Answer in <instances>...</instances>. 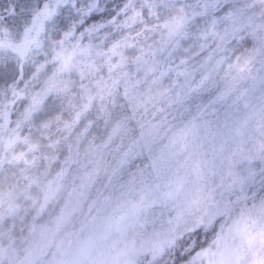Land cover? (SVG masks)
Listing matches in <instances>:
<instances>
[{
	"label": "snow or ice",
	"instance_id": "1",
	"mask_svg": "<svg viewBox=\"0 0 264 264\" xmlns=\"http://www.w3.org/2000/svg\"><path fill=\"white\" fill-rule=\"evenodd\" d=\"M0 264H264V0H0Z\"/></svg>",
	"mask_w": 264,
	"mask_h": 264
}]
</instances>
